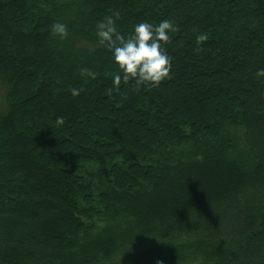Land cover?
I'll return each instance as SVG.
<instances>
[{"label":"trees","instance_id":"trees-1","mask_svg":"<svg viewBox=\"0 0 264 264\" xmlns=\"http://www.w3.org/2000/svg\"><path fill=\"white\" fill-rule=\"evenodd\" d=\"M117 12L174 23L159 86L116 91ZM259 69L264 0H0V264H264Z\"/></svg>","mask_w":264,"mask_h":264},{"label":"clouds","instance_id":"clouds-1","mask_svg":"<svg viewBox=\"0 0 264 264\" xmlns=\"http://www.w3.org/2000/svg\"><path fill=\"white\" fill-rule=\"evenodd\" d=\"M119 13L106 16L96 26V36L99 43L108 49L118 71L113 75L116 91L123 82L135 81L136 85L147 84L159 86L168 79L172 69L171 58L163 47L170 39V33L176 31L174 23L163 19L159 23L142 21L133 25L132 32L125 36L117 30L115 19ZM52 32L64 39L68 35L67 26L56 22ZM208 39L206 34L196 36V43L202 44ZM94 78V73H90ZM258 76H264V69H259ZM73 96H78L80 90L71 89ZM64 118L58 117L57 124H63ZM158 264H163L159 261Z\"/></svg>","mask_w":264,"mask_h":264},{"label":"rangeland","instance_id":"rangeland-1","mask_svg":"<svg viewBox=\"0 0 264 264\" xmlns=\"http://www.w3.org/2000/svg\"><path fill=\"white\" fill-rule=\"evenodd\" d=\"M1 102V101H0Z\"/></svg>","mask_w":264,"mask_h":264}]
</instances>
